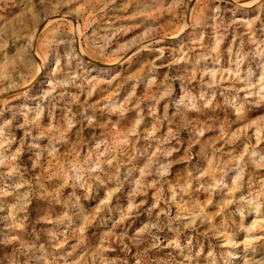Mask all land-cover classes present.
<instances>
[{"label": "rangeland", "instance_id": "374dc122", "mask_svg": "<svg viewBox=\"0 0 264 264\" xmlns=\"http://www.w3.org/2000/svg\"><path fill=\"white\" fill-rule=\"evenodd\" d=\"M0 264H264V0H0Z\"/></svg>", "mask_w": 264, "mask_h": 264}, {"label": "bare ground", "instance_id": "6f19581e", "mask_svg": "<svg viewBox=\"0 0 264 264\" xmlns=\"http://www.w3.org/2000/svg\"><path fill=\"white\" fill-rule=\"evenodd\" d=\"M234 257L237 258V254L236 253L234 254Z\"/></svg>", "mask_w": 264, "mask_h": 264}]
</instances>
